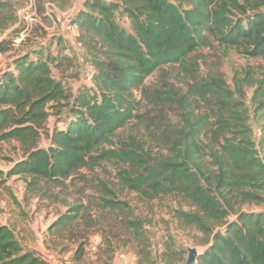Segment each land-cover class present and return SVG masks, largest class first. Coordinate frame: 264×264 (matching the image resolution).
Returning a JSON list of instances; mask_svg holds the SVG:
<instances>
[{
    "label": "trees",
    "instance_id": "trees-1",
    "mask_svg": "<svg viewBox=\"0 0 264 264\" xmlns=\"http://www.w3.org/2000/svg\"><path fill=\"white\" fill-rule=\"evenodd\" d=\"M34 1L49 19L45 3L66 9L72 0ZM15 22L11 4L0 1V34ZM69 25L89 85L74 93L54 77L53 68L65 69L72 58L42 45L0 74V143L16 142L22 153L0 169V186L18 176L30 197L52 198L81 170L111 162L123 190L179 202L173 217L199 231L205 246L194 264H264V212L250 209L264 204V138L255 142L249 123L251 108L258 120L264 115V67L257 74L235 70L230 88L220 74L200 76L195 54L216 45L264 58V0H83ZM6 43L0 40V52ZM51 115L65 125L46 132L49 144L41 147ZM127 126L123 139L118 131ZM99 185L101 208L128 209L117 191ZM81 212V205L70 206L54 230L62 232ZM125 224L140 229L137 220ZM176 253L167 249L162 263L175 264ZM82 255L80 245L75 259ZM0 264L49 263L0 224Z\"/></svg>",
    "mask_w": 264,
    "mask_h": 264
},
{
    "label": "rangeland",
    "instance_id": "rangeland-1",
    "mask_svg": "<svg viewBox=\"0 0 264 264\" xmlns=\"http://www.w3.org/2000/svg\"><path fill=\"white\" fill-rule=\"evenodd\" d=\"M0 1L9 2L16 17V22L0 34V40L5 39L8 47L5 52H0V74L13 68L15 57L30 53L42 45L49 48L51 53L62 50L72 58L71 63H63L65 69L53 68L54 77L61 79L74 93L80 86L90 84L85 57L75 41L74 27L52 21L49 17L44 19L42 13H37L36 21L27 9L29 0ZM82 2L72 0L66 9H53V16H59L61 12L73 15ZM120 18L119 23L129 29L127 21ZM20 34L24 35L23 43H14ZM195 54L199 57L200 76L212 72L220 74L230 88H233L235 70L251 69L257 74L264 67V58H248L234 50L224 52L216 45L200 49ZM157 75L155 73L148 77L146 83L155 82ZM249 100L250 90L245 98L248 106ZM58 120L55 115L48 118L39 146L46 147L49 144L46 132L50 133L54 126L64 127V122ZM249 123L255 142L264 138V115L258 120L251 108ZM129 128L127 126L118 131V135L125 139ZM21 157L16 142L0 143V169L6 171ZM115 172L113 163L102 162L93 170H81L65 182L64 189H54L57 194L55 197L41 199L29 196L22 178L11 177L0 186V224L12 229L25 251L49 264H163L161 258L167 249L175 250L177 256H181L175 264H184L188 248H196L198 254L204 250L201 233L194 228L180 227L173 217V210L180 207L177 200L163 197L146 201L119 187ZM100 183L117 191V199L125 201L128 209L109 211L101 208L97 204V199L104 193ZM77 204L82 206L78 221L62 232L54 230L53 222L66 213L70 206ZM251 208L264 212V204ZM126 219L140 223L137 233L126 226ZM80 245H83V255L77 261L76 251Z\"/></svg>",
    "mask_w": 264,
    "mask_h": 264
},
{
    "label": "built area",
    "instance_id": "built-area-1",
    "mask_svg": "<svg viewBox=\"0 0 264 264\" xmlns=\"http://www.w3.org/2000/svg\"><path fill=\"white\" fill-rule=\"evenodd\" d=\"M27 9L30 10L32 16L36 18L37 21V9L34 0H29ZM53 9L57 10L52 4L45 3V16L49 17L52 21H56L58 23H66L70 24V20L73 15L68 14L67 12H61L59 16H53ZM49 10V11H48ZM24 38L23 34H20L17 38H15L14 43L19 44Z\"/></svg>",
    "mask_w": 264,
    "mask_h": 264
},
{
    "label": "water",
    "instance_id": "water-1",
    "mask_svg": "<svg viewBox=\"0 0 264 264\" xmlns=\"http://www.w3.org/2000/svg\"><path fill=\"white\" fill-rule=\"evenodd\" d=\"M197 256L198 251L196 248H188L187 257L184 264H194Z\"/></svg>",
    "mask_w": 264,
    "mask_h": 264
}]
</instances>
